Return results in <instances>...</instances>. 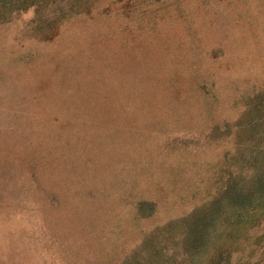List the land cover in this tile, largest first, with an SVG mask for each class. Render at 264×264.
Wrapping results in <instances>:
<instances>
[{
	"label": "rangeland",
	"instance_id": "374dc122",
	"mask_svg": "<svg viewBox=\"0 0 264 264\" xmlns=\"http://www.w3.org/2000/svg\"><path fill=\"white\" fill-rule=\"evenodd\" d=\"M261 161L264 0H0V264H264Z\"/></svg>",
	"mask_w": 264,
	"mask_h": 264
},
{
	"label": "trees",
	"instance_id": "16d2710c",
	"mask_svg": "<svg viewBox=\"0 0 264 264\" xmlns=\"http://www.w3.org/2000/svg\"><path fill=\"white\" fill-rule=\"evenodd\" d=\"M242 160H245V158H241V163L239 165L240 171L246 166L242 164ZM251 160L254 161L253 154L249 155L246 159L247 163L251 162ZM219 194L232 202L244 206L253 199L264 201V161H261L257 167H253L252 174L247 175L246 177L243 176L241 178H236L235 180L233 176L228 174L224 189L219 191ZM210 205V209L215 206L214 199L211 200ZM203 225L205 227V223L201 221L200 226L203 227ZM201 236V230L197 229L193 235V240H200L202 238Z\"/></svg>",
	"mask_w": 264,
	"mask_h": 264
}]
</instances>
